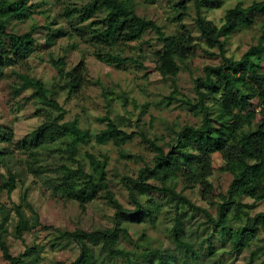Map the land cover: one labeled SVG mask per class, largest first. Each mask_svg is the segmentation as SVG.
<instances>
[{
    "label": "trees",
    "instance_id": "obj_1",
    "mask_svg": "<svg viewBox=\"0 0 264 264\" xmlns=\"http://www.w3.org/2000/svg\"><path fill=\"white\" fill-rule=\"evenodd\" d=\"M187 1L196 8L195 22L208 46L204 48L205 51L214 55L210 48L216 47L221 57L220 63L206 64L203 72L196 76V99L179 92L176 86L180 64H184L198 46L188 29L167 34L155 20L137 12L135 0H62L66 6L59 16L70 24L72 36L93 41L96 58L118 68L133 61L132 57L123 56L122 45L140 41L146 32L154 31L161 42V48L156 51V69L165 78H170L175 86L167 98L173 99L179 94L181 102L202 117V123L196 127L185 125L177 132L175 142L168 151L156 140L148 139L144 133L141 135L155 154L152 163L146 164L137 178L122 177L130 200L135 205L133 209H128L110 190L108 155L99 156L87 149L83 151V146L92 140L98 145L112 143L120 149L123 158H129L133 154L123 147L133 140L136 132H128L119 121L109 116L100 119L106 122V127L97 131L83 127L79 118L65 120L67 111L56 97L58 87L67 90L69 97L82 92L89 81L84 76L85 60L68 69L64 58H52L60 80L53 86L29 74H20L21 84L16 92L33 88V97L42 105L38 111L42 109L46 113L44 121L32 131V137L23 139L22 149H32L46 132L54 131L53 139H57L55 151L66 154V162L59 165L61 180L53 178L54 183L50 186L53 185L57 192L66 195L67 199L78 201L80 205L101 197L104 191L107 203L115 209V223L112 227L91 231L79 228L62 230L42 224L35 210H32L31 217L26 215L23 202L27 200L29 190H25L21 201L13 206L0 199V250L8 264H33V256L40 255L42 246L27 242L25 235L33 234L38 227L55 230L52 247H60L64 242L67 245L72 242L78 244L79 255L71 264H144L136 260L137 253L124 251L121 242L127 241L131 234L122 227V223L128 220L145 224L150 222L156 226L159 216L166 215V206L172 223L169 230L173 247L156 248L161 264H204V259L200 260L201 253L196 242L190 237L192 232L186 229L185 211H182L186 206L203 211L213 227V232L206 238L209 256L218 257V250L212 245V238L216 235L224 245L230 242L231 250L238 253L258 242L251 250V261L264 254V210L255 214H251L250 210L264 202V69L253 65L251 58L253 50L264 53V0H254L249 5L245 4V0H236L225 11L221 25L207 19L202 12L215 0H180L175 5L180 20L188 14ZM42 3L47 1L0 0V80L5 75V68L29 58L40 46L35 24L31 30L23 33L15 30L14 24L33 19L38 12L37 7ZM53 21L44 26L48 29L46 44L49 46L55 44L56 37L69 30L65 29V25L54 26L57 19ZM256 24L261 29L256 43L240 58L227 55L231 36ZM12 139L13 131L0 123V143H11ZM217 152L224 161L219 169L232 174L230 185L221 199L212 196L213 186L209 179L214 172L213 154ZM11 161L10 151L0 146V168L6 169V174L0 170V182H4L0 190L6 191L8 197L18 182L25 184L20 172L9 164ZM31 165V172L35 175L49 171L46 166H36L32 162ZM144 173L147 175L144 176ZM175 174H178L177 179L182 178L190 186L198 183L196 179L201 177L199 184L204 188L201 193L205 198L215 200L217 214L213 215L208 209L197 206L178 192L172 184ZM149 179H156L160 184H156L157 181L148 182ZM153 191L159 194L158 199L152 194ZM244 198L253 199V204L244 202ZM12 212L17 216L13 234L25 246L17 255L12 254L7 241ZM153 262L155 260L152 258ZM213 264L225 262L219 257Z\"/></svg>",
    "mask_w": 264,
    "mask_h": 264
},
{
    "label": "rangeland",
    "instance_id": "obj_2",
    "mask_svg": "<svg viewBox=\"0 0 264 264\" xmlns=\"http://www.w3.org/2000/svg\"><path fill=\"white\" fill-rule=\"evenodd\" d=\"M42 0H33V3ZM42 6L37 7L38 12L33 15V19L14 24V29L20 33L31 30L35 24L37 26L36 36L38 43L36 51L19 64L5 68V75L0 80V123L7 129L13 131L11 143H0V146L7 148L12 156L9 163L18 170L25 180V184L18 182L17 187L10 197L6 191L0 190V199L9 206L21 201V196L25 190H29L27 200L23 202V208L28 217L32 216V210L40 215L42 224L58 227L62 230L83 229L87 231L109 228L115 223V209L112 208L102 191L101 197L80 205L78 201L67 199L66 195L57 192L52 184V179L61 180L59 165L66 162V154L55 151L53 139L54 131L46 132L39 143L32 149L28 147L22 149V141L32 137L35 130L46 118L45 110L38 111L42 105L33 97V88H27L17 93L16 88L21 84L20 74L43 80L48 86H53L59 80L58 70L52 63V58H64L69 69L77 65L80 60H85L84 76L87 85L82 92L75 97H69L67 90L59 91L56 94L58 102L66 109L65 120L79 118L80 123L85 128L92 131L106 127V122L100 120L109 116L121 123L123 129L128 132H136L133 140L124 145V149L133 154L132 157L123 158L120 149L112 143L98 145L94 140L85 144L86 149L99 156L107 154L109 157L108 177L110 190L125 208L133 209L135 205L130 200L129 191L122 181L123 176L137 178L140 170L148 163H152L155 152L149 147V143L144 139L143 133L148 139L156 140L166 151L175 142L176 134L185 125L194 127L202 123V117L197 116L192 110L181 102L180 95L169 99L167 96L174 89V83L170 78H165L156 69V51L161 48V42L154 31H148L140 41H133L124 48L123 56L133 58L118 68L96 58L94 50L96 46L93 41L85 40V37L72 36L70 24L59 16L66 6L62 0H46ZM180 0H135L137 12L147 18L155 20L167 34H175L188 29L195 37L198 46L190 58L180 64V72L177 76L176 86L179 92L191 99H196L195 78L203 72L206 64H218L221 62L218 48H210L214 55H209L204 48H208L196 25V8L192 2H188V14L182 20L178 18L179 11L176 3ZM186 1V0H185ZM254 0H245L249 5ZM236 0H215L209 8L202 12L207 19L212 20L217 25L223 23L225 11L233 6ZM57 19L54 26L65 25L69 30L65 34L56 37L55 44L49 46L47 42V32L45 25H49ZM261 36L260 25L253 28L242 29L233 34L227 45V55L240 58L252 44H255ZM253 65L264 69V53L259 50L251 52ZM60 82V80H59ZM256 102V100H255ZM46 166L49 171L41 175L31 172L30 166ZM213 174L209 177L212 186V196L221 199L232 180V174L221 171L219 168L224 164L220 153L213 154ZM152 165V164H151ZM0 170L6 174V169ZM147 174L144 173V176ZM158 176L161 177L159 174ZM174 175L175 181L172 184L178 192L186 195L194 204L208 209L213 215L217 214V204L210 198H205L201 191L204 189L200 183L201 177L196 179L198 183L192 186L187 185L182 178ZM160 179V178H158ZM160 184L156 179H149L148 182ZM4 182H0L3 187ZM54 183V182H53ZM156 199L159 194L153 191ZM244 202L253 204V199L244 198ZM160 215L156 226L152 223H135L125 220L122 227L129 230L131 237L127 241L121 242L125 252L137 253L136 260L144 264H161L160 254L156 248L173 247L170 242L171 220L167 208ZM170 210V209H169ZM251 214L264 210V202L258 203L251 209ZM185 211L186 229L192 232L190 237L196 242V247L200 250V260L204 259V264H213L222 258L225 264H264V254L251 261V250L258 245L252 243L249 248L240 253L231 250V244L225 245L218 235L212 238V245L217 249V255L209 256V243L206 238L213 232V227L207 220L205 213L199 209L186 206ZM11 220L8 224L7 241L10 251L17 255L25 249L23 242L17 239L14 232V223L17 216L11 213ZM1 219V213H0ZM55 230L37 228L33 234H26L27 242H36L41 245L40 255L33 256V264H71L80 252L77 243L72 242L67 245L65 242L60 247H52L51 242L55 237ZM138 244L140 247H138ZM202 244V246H201ZM182 255V254H180ZM181 257V256H180ZM152 258L155 262H152ZM0 264H8L0 250Z\"/></svg>",
    "mask_w": 264,
    "mask_h": 264
}]
</instances>
